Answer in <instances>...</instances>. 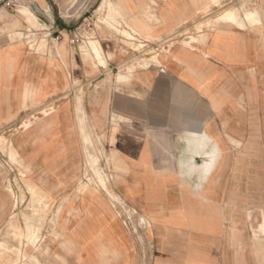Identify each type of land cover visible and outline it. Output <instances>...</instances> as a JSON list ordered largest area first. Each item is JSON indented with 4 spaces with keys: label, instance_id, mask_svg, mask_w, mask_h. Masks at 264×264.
<instances>
[{
    "label": "crops",
    "instance_id": "crops-1",
    "mask_svg": "<svg viewBox=\"0 0 264 264\" xmlns=\"http://www.w3.org/2000/svg\"><path fill=\"white\" fill-rule=\"evenodd\" d=\"M235 1L238 21L221 18L150 52L152 40ZM23 2L30 26L0 7V128L54 105L6 134L30 171L45 174L52 198L70 191L69 259L50 264H264V238L255 242L247 228L264 214V0ZM94 5L105 22L94 14L82 28L80 14ZM85 38L93 44L81 48ZM123 45L148 62L126 67ZM87 135L105 141L110 186L148 222L137 234L103 192L74 195ZM193 139L211 145L204 179ZM0 155L20 174L1 147Z\"/></svg>",
    "mask_w": 264,
    "mask_h": 264
},
{
    "label": "rangeland",
    "instance_id": "rangeland-1",
    "mask_svg": "<svg viewBox=\"0 0 264 264\" xmlns=\"http://www.w3.org/2000/svg\"><path fill=\"white\" fill-rule=\"evenodd\" d=\"M235 3L236 1L208 14L205 18L196 20L191 25H186L184 29L180 28L165 38L152 40L149 44L150 52L168 49L169 46L179 39L193 40L194 31L201 32L205 27L209 29L215 27L222 15L223 19L238 21V14L232 11L235 10ZM23 5V0H0V7L6 15H13L15 11H19L30 26L33 24L32 17L28 9L24 8ZM95 7V5L89 6L83 14H80L81 20L84 22L82 28L89 29L92 27L94 14L98 16L101 22H105L104 7L94 12ZM229 9L230 11L228 12ZM232 13L234 14L233 19H229ZM108 16L110 18L112 14H108ZM246 16L251 20L254 15L246 12ZM11 22L10 25L6 22L5 36L8 35L12 26ZM16 31L20 30L16 29ZM15 33H13V36H16ZM124 34L127 35L126 32ZM87 41H89V44H93L92 39L85 38L81 48L87 47ZM43 44H45V41ZM94 49L97 51L95 47ZM124 52L132 58L129 62H125L127 63L126 67L129 69H134L137 64H146L148 62L147 59H142L137 54L133 55L134 52L126 46H124ZM102 65L105 66L107 64L102 61ZM103 80L104 83H108L110 77H103ZM10 137L9 135H0V147L4 153L9 155L10 162L21 166L22 170L20 174L10 171L4 165L0 155V264H50L55 261H67L70 248L63 233V224L67 213L72 208V203L68 199L70 191H57L52 198V195L47 190H53V187L48 188L49 183L45 174L30 171L14 149ZM262 137L264 138V125L262 126ZM209 138L211 140L210 136ZM188 142H190L189 145L192 150L194 152L197 151L199 143L192 145L191 142H194V139ZM85 143L80 172L75 186L76 190H73L74 195L83 193L84 198L85 194H93L99 190L111 200L114 198L127 203L119 190H113L110 186V180H113L115 174L111 172V161L109 151L106 150L105 141H99L92 135H87ZM213 145L219 149L216 142L213 141ZM208 146L211 147V145ZM129 206L132 207L131 205ZM71 213L73 212L71 211ZM262 226L264 227V214L259 218L252 217L247 227L251 238L261 244H263L262 239L264 238ZM137 243L141 252L140 255L143 257V247L140 246L142 239L140 238ZM145 263V258H142L141 264Z\"/></svg>",
    "mask_w": 264,
    "mask_h": 264
},
{
    "label": "built area",
    "instance_id": "built-area-1",
    "mask_svg": "<svg viewBox=\"0 0 264 264\" xmlns=\"http://www.w3.org/2000/svg\"><path fill=\"white\" fill-rule=\"evenodd\" d=\"M56 38L59 39V36H56ZM81 41L82 38L77 34H74L71 38V43L75 45L79 44ZM53 110L54 105L50 103L40 108L38 112H30L19 120L1 127L0 135H6L15 131L24 130L30 125L32 120L36 118L37 113L45 115L51 113ZM112 202L113 207L123 219L124 224L128 226L133 232L137 234L141 229L148 227V222L138 216L139 214L136 209L130 207L127 203L115 200L114 198H112Z\"/></svg>",
    "mask_w": 264,
    "mask_h": 264
},
{
    "label": "bare ground",
    "instance_id": "bare-ground-1",
    "mask_svg": "<svg viewBox=\"0 0 264 264\" xmlns=\"http://www.w3.org/2000/svg\"><path fill=\"white\" fill-rule=\"evenodd\" d=\"M233 17H234V14L232 13V14H230V16H229V19H233ZM223 19V15L220 17V19ZM145 30V29H144ZM96 49H97V47H95ZM190 61V60H189ZM193 62V61H192ZM190 64V63H189ZM193 65H195V64H193ZM189 68V67H188ZM195 68V67H194ZM198 68H201V67H198ZM205 68H207V64H206V67ZM204 68V69H205ZM210 69V68H209ZM203 71V70H202ZM1 100V99H0ZM4 101V100H3ZM1 102V101H0ZM1 104V103H0ZM2 107V106H1ZM4 108V107H3ZM0 110H1V108H0ZM3 110V109H2ZM197 128V127H196ZM158 129V128H157ZM192 129H194V128H192ZM161 130V129H160ZM196 130V129H195ZM201 130V129H200ZM199 129H198V131H200ZM164 132V131H163ZM201 132V131H200ZM161 135V134H160ZM192 135V134H191ZM163 137V136H162ZM200 139V138H199ZM166 141V140H165ZM198 141H200V140H198ZM166 145V144H165ZM168 145V144H167ZM208 147V145H207V143L205 142V141H201V142H199V146H198V148H197V151H193V153H196L198 156H200V157H202L203 158V161H204V165H205V171H204V173L202 174V178L204 179L205 177H206V174H207V160H208V158H209V155H210V148L209 149H206ZM167 149V148H166ZM165 150V149H164ZM167 151V150H166ZM168 153V152H167ZM201 205V204H200ZM196 206V205H195ZM198 206H199V204H198ZM198 209V208H197ZM200 209V208H199ZM196 211H198V210H196ZM199 212H200V210H199ZM199 214V213H198ZM195 215V214H194ZM216 215V214H215ZM222 216V215H221ZM192 217V216H191ZM190 217V218H191ZM216 217V216H215ZM218 218V217H217ZM221 218V217H220ZM196 219H197V217H196ZM214 219V218H213ZM194 220V219H193ZM198 221H199V219H198ZM208 221H209V219H208ZM207 221V222H208ZM204 222H205V220H204ZM204 222H202V224H200V225H203L204 226ZM209 223V222H208ZM214 224H215V222H214ZM208 224H206V226H207ZM219 226H220V224H218ZM198 226V225H197ZM205 226V227H206ZM213 226H215V225H213L212 224V227ZM207 228V227H206ZM205 228V229H206ZM262 228H263V230H264V227L262 226ZM209 229V228H208ZM208 229H206V230H208Z\"/></svg>",
    "mask_w": 264,
    "mask_h": 264
}]
</instances>
